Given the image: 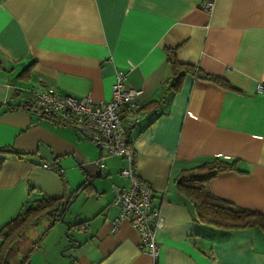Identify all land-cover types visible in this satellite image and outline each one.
<instances>
[{
	"label": "crops",
	"instance_id": "obj_1",
	"mask_svg": "<svg viewBox=\"0 0 264 264\" xmlns=\"http://www.w3.org/2000/svg\"><path fill=\"white\" fill-rule=\"evenodd\" d=\"M206 1L211 12L201 6ZM167 51L233 88L175 74ZM115 70L142 90L144 115L128 142L163 217L156 262L127 219L113 226L112 184H127L119 174L124 159L105 154L99 167L104 153L92 141L37 120L22 104L25 94L47 87L107 101ZM262 71L264 0H0V230L29 203L91 183L65 211L71 227L58 216L40 218L29 248L10 253L9 264H264V231L197 220L177 185L202 161L236 159V169L220 171L203 189L264 212V89L255 91Z\"/></svg>",
	"mask_w": 264,
	"mask_h": 264
},
{
	"label": "built area",
	"instance_id": "obj_2",
	"mask_svg": "<svg viewBox=\"0 0 264 264\" xmlns=\"http://www.w3.org/2000/svg\"><path fill=\"white\" fill-rule=\"evenodd\" d=\"M211 12L213 2L206 1L201 5ZM132 67L131 63H128ZM126 73L114 71L111 84V97L107 101H94L91 95L74 97L61 94L53 87L33 90L24 95L22 104L33 113L37 120L51 118L72 127L83 138L92 141L104 154L96 163L103 166L105 154L122 157L125 164L119 174L127 184H112L113 203L118 206V215L113 226L121 219H127L139 236V248L156 262L159 259L160 247L156 241V231L163 225L160 209L152 204L153 191L136 174L133 162L134 153L129 146V132L144 115L143 105L139 99L140 88L125 85ZM264 89V71L256 83L255 91ZM43 166L53 171L62 169L50 163Z\"/></svg>",
	"mask_w": 264,
	"mask_h": 264
},
{
	"label": "trees",
	"instance_id": "obj_3",
	"mask_svg": "<svg viewBox=\"0 0 264 264\" xmlns=\"http://www.w3.org/2000/svg\"><path fill=\"white\" fill-rule=\"evenodd\" d=\"M167 60L175 74L179 70H183L193 73L201 79L214 81L223 87L233 88L229 82L221 77L204 72L188 63L179 62L172 51H167ZM180 76L178 75V78ZM23 108H26V106L23 105ZM26 109L28 110V108ZM43 120L52 122L55 125L62 124L58 120L49 117ZM236 163V159L227 161L219 157L202 161L180 175L177 181L178 188L191 199L197 220L210 223L215 227L227 229L256 226L261 231H264V212L233 205L203 189V182L212 178L220 171L236 169ZM90 189V180L86 179L68 196L59 198L44 197L34 201L35 203H29L19 220L11 222L0 230V264H9L10 250L25 227L34 224L44 216H58L59 218L65 212L64 207L75 194L81 191L89 192ZM71 226L69 225V227ZM26 254L24 259H28V253Z\"/></svg>",
	"mask_w": 264,
	"mask_h": 264
},
{
	"label": "rangeland",
	"instance_id": "obj_4",
	"mask_svg": "<svg viewBox=\"0 0 264 264\" xmlns=\"http://www.w3.org/2000/svg\"><path fill=\"white\" fill-rule=\"evenodd\" d=\"M74 206L72 207H68L69 209H72ZM65 215V213H64ZM64 217V216H63ZM45 219H40L39 220V225L42 224V222ZM65 220V219H64ZM35 224V223H34ZM34 224H30L29 226L25 227L21 233H20V237L14 242L12 249L10 250V253H12L15 249L17 250H27L29 248V244L32 241L31 238H33V234L32 233V227ZM65 236L69 239L70 233H68V235L65 234Z\"/></svg>",
	"mask_w": 264,
	"mask_h": 264
},
{
	"label": "water",
	"instance_id": "obj_5",
	"mask_svg": "<svg viewBox=\"0 0 264 264\" xmlns=\"http://www.w3.org/2000/svg\"><path fill=\"white\" fill-rule=\"evenodd\" d=\"M76 197V195H74L73 198L70 199V201L66 204V206L64 207L65 208V211L67 210V208L69 207V205L73 202L74 198ZM61 209V208H60ZM65 213V212H64ZM64 213L62 214V216L59 217V221L63 222V223H66L67 225V229L69 227V224L67 223V221L64 220ZM66 235H68V232H66Z\"/></svg>",
	"mask_w": 264,
	"mask_h": 264
}]
</instances>
